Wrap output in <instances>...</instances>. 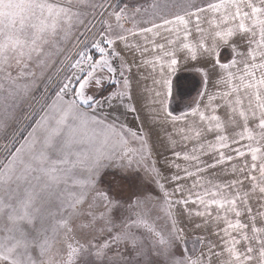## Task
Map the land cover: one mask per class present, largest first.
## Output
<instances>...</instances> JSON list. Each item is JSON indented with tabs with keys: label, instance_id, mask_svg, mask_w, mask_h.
I'll use <instances>...</instances> for the list:
<instances>
[{
	"label": "snow or ice",
	"instance_id": "obj_1",
	"mask_svg": "<svg viewBox=\"0 0 264 264\" xmlns=\"http://www.w3.org/2000/svg\"><path fill=\"white\" fill-rule=\"evenodd\" d=\"M0 264H264V0H0Z\"/></svg>",
	"mask_w": 264,
	"mask_h": 264
},
{
	"label": "rangeland",
	"instance_id": "obj_2",
	"mask_svg": "<svg viewBox=\"0 0 264 264\" xmlns=\"http://www.w3.org/2000/svg\"><path fill=\"white\" fill-rule=\"evenodd\" d=\"M144 0H114V3L117 5L122 6L123 3H128L129 5L133 3H142ZM130 26V25H128ZM75 49H70L69 55L72 56L73 59H75ZM93 54H95V50H90ZM98 55V54H97ZM37 77L40 76V69H35ZM67 71V69H65ZM15 74V73H14ZM64 73H60L57 76V81L63 76ZM57 75L55 73L54 69H49L45 72V78L38 80V88L35 90L34 99L32 101L33 104H36L37 101L40 99V96L43 94V91L45 88L48 89V96L51 97L54 95L55 91L57 90L56 83L51 82L47 77L49 76H55ZM201 85L200 78L196 76L195 74H184L183 76H180L177 78L175 83V89H174V97H175V103L173 104V108L175 109H185L187 106L191 105L193 101L196 99L197 91L199 90V87ZM199 92V91H198ZM126 116V115H125ZM125 116H122V120L125 124H127L129 127H131L132 121L128 118H125ZM135 129V127H131ZM171 171V169L166 170ZM167 187H171L170 185H166ZM259 195L258 193L256 194ZM254 210L258 205V201L254 197L251 201ZM182 227H186L189 239L191 241L192 238H194L195 235L201 234V230L196 229L195 232L193 231V225L185 222L181 225ZM208 235V238L211 240H215L216 237L212 236L210 233H205ZM58 247H62V245H58Z\"/></svg>",
	"mask_w": 264,
	"mask_h": 264
},
{
	"label": "crops",
	"instance_id": "obj_3",
	"mask_svg": "<svg viewBox=\"0 0 264 264\" xmlns=\"http://www.w3.org/2000/svg\"><path fill=\"white\" fill-rule=\"evenodd\" d=\"M184 74H195L196 76H198L200 78L199 74L192 67L191 63L184 64L182 62L181 63V66H180V69L176 73V75L174 77V80H173L174 89H175V83H176L177 78H179L180 76H183ZM200 81H201V78H200ZM198 91H200V87H199V90ZM198 91H197V93H199ZM138 107H139V105H138ZM143 115H144V112L143 111H140L139 113H127L126 116H125V118H128L129 120L132 121L131 127H135L136 128L139 125V123H140V120L137 119V116L143 117ZM153 139H155V137H153ZM157 149H158L157 159L160 162V165L162 166L163 165V161H164V156L165 155H168V153H166L165 150L162 147L159 146V144H157Z\"/></svg>",
	"mask_w": 264,
	"mask_h": 264
}]
</instances>
